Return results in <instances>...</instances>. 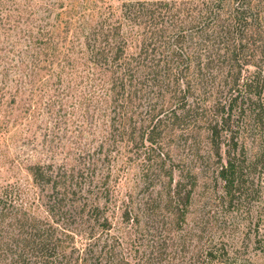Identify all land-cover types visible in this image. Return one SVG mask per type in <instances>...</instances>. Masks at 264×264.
<instances>
[{
  "label": "trees",
  "instance_id": "trees-1",
  "mask_svg": "<svg viewBox=\"0 0 264 264\" xmlns=\"http://www.w3.org/2000/svg\"><path fill=\"white\" fill-rule=\"evenodd\" d=\"M17 2L0 0V22ZM90 21L1 42L0 132L47 115L92 138L67 162L25 165L43 215L0 196V264L264 260V0H124ZM119 149L140 172L121 197L94 158Z\"/></svg>",
  "mask_w": 264,
  "mask_h": 264
},
{
  "label": "rangeland",
  "instance_id": "rangeland-1",
  "mask_svg": "<svg viewBox=\"0 0 264 264\" xmlns=\"http://www.w3.org/2000/svg\"><path fill=\"white\" fill-rule=\"evenodd\" d=\"M11 8V16L15 22H0V46L1 42L11 43V28L17 26H37L42 22H89L100 12L110 7L116 8L124 0H63L61 7L55 8L53 12L46 13L43 0H17ZM6 11L0 12L5 16ZM91 22V21H90ZM11 86V81H8ZM10 89V87H9ZM49 116L38 115L29 120H14L8 118L2 122L3 129L0 132V196L7 197L15 203H22L31 207L37 214L43 215V210L37 206L39 198V187L35 186L25 170V165L30 162H53L56 165L67 162L71 156H76L81 149H87L88 140L92 138L90 133H81L80 122L69 117L67 124L49 121ZM58 125H61L58 130ZM92 154V153H90ZM128 152L123 149L112 150L105 154H94L98 159L96 173L107 170L111 167L110 174L113 178L107 181L112 186L114 178L116 181V193L119 197L134 187L140 174L138 168L124 163V156ZM138 162V161H137ZM264 171V170H263ZM207 174V173H206ZM83 187L86 192H99L103 188L102 182L93 178L91 170L84 169L82 176ZM262 193L264 196V172L262 177ZM206 188L201 198L195 197L196 203L203 202L208 208L213 205L214 191L211 183ZM88 190V191H87ZM198 201V202H197ZM257 264H264L263 259H257ZM206 264H242L240 261L231 263H206Z\"/></svg>",
  "mask_w": 264,
  "mask_h": 264
}]
</instances>
